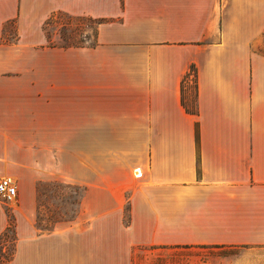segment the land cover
Wrapping results in <instances>:
<instances>
[{
	"label": "crops",
	"instance_id": "0c3cea01",
	"mask_svg": "<svg viewBox=\"0 0 264 264\" xmlns=\"http://www.w3.org/2000/svg\"><path fill=\"white\" fill-rule=\"evenodd\" d=\"M55 12L100 20L94 43L44 45ZM5 176L17 186L7 264L264 245V0H0ZM49 180L82 192L42 231L36 185ZM9 215L0 198V234Z\"/></svg>",
	"mask_w": 264,
	"mask_h": 264
},
{
	"label": "rangeland",
	"instance_id": "374dc122",
	"mask_svg": "<svg viewBox=\"0 0 264 264\" xmlns=\"http://www.w3.org/2000/svg\"><path fill=\"white\" fill-rule=\"evenodd\" d=\"M98 21L86 16L55 12L43 24L46 36L44 45L93 44ZM13 26L12 23L6 25V33L2 37L4 43L16 41ZM11 177L15 181V177ZM36 190L38 204L36 222L42 231L52 229L56 221L70 219L77 212L81 187L49 180L38 182ZM15 197L10 200L0 197L10 216H13L10 206L15 205ZM13 235L9 231L4 241L6 252L11 251ZM133 255V264H264V245L138 246L134 249Z\"/></svg>",
	"mask_w": 264,
	"mask_h": 264
},
{
	"label": "trees",
	"instance_id": "16d2710c",
	"mask_svg": "<svg viewBox=\"0 0 264 264\" xmlns=\"http://www.w3.org/2000/svg\"><path fill=\"white\" fill-rule=\"evenodd\" d=\"M191 70L193 72H195V68L193 66L191 67ZM182 101H183V99H182ZM184 106L186 107L187 110H189L191 112H196V109L194 108L193 105L189 106V105L184 103ZM195 139H196V143H198L199 135H198L197 126L195 127ZM9 231H11L12 234H14L13 235L14 237H13L11 251L6 252L5 249H4V241L6 240ZM15 240H16V234H15V229H14L13 217L9 215L8 225L4 229V231L0 234V264H7L12 259L13 254H14V243H15Z\"/></svg>",
	"mask_w": 264,
	"mask_h": 264
},
{
	"label": "built area",
	"instance_id": "2783aa9c",
	"mask_svg": "<svg viewBox=\"0 0 264 264\" xmlns=\"http://www.w3.org/2000/svg\"><path fill=\"white\" fill-rule=\"evenodd\" d=\"M192 74V71H190ZM17 186L11 176H5L0 179V196L4 200H10L16 196Z\"/></svg>",
	"mask_w": 264,
	"mask_h": 264
}]
</instances>
